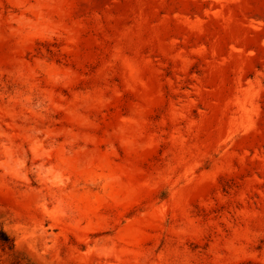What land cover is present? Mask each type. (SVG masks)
<instances>
[{
	"label": "rangeland",
	"instance_id": "rangeland-1",
	"mask_svg": "<svg viewBox=\"0 0 264 264\" xmlns=\"http://www.w3.org/2000/svg\"><path fill=\"white\" fill-rule=\"evenodd\" d=\"M0 264H264V0H0Z\"/></svg>",
	"mask_w": 264,
	"mask_h": 264
},
{
	"label": "trees",
	"instance_id": "trees-1",
	"mask_svg": "<svg viewBox=\"0 0 264 264\" xmlns=\"http://www.w3.org/2000/svg\"><path fill=\"white\" fill-rule=\"evenodd\" d=\"M2 236H3V234H2ZM2 240L5 241V242H8V241H9V240H8V237L5 236V234H4L3 238H2Z\"/></svg>",
	"mask_w": 264,
	"mask_h": 264
}]
</instances>
